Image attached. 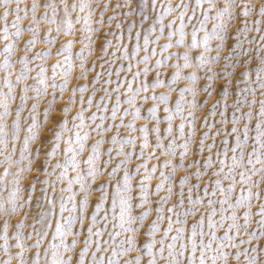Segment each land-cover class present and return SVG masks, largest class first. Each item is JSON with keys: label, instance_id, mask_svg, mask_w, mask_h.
I'll return each mask as SVG.
<instances>
[{"label": "snow or ice", "instance_id": "snow-or-ice-1", "mask_svg": "<svg viewBox=\"0 0 264 264\" xmlns=\"http://www.w3.org/2000/svg\"><path fill=\"white\" fill-rule=\"evenodd\" d=\"M0 73V264H264V0H0Z\"/></svg>", "mask_w": 264, "mask_h": 264}, {"label": "rangeland", "instance_id": "rangeland-1", "mask_svg": "<svg viewBox=\"0 0 264 264\" xmlns=\"http://www.w3.org/2000/svg\"><path fill=\"white\" fill-rule=\"evenodd\" d=\"M28 2L30 3V0H28ZM116 2H118V0H112V3H116ZM11 19H12V17L11 16H9V21H11ZM120 19L121 20H124V17H120ZM25 23H27V21H25ZM77 27H79V26H77ZM208 27L210 28L211 27V23H209V25H208ZM202 35V34H201ZM161 43H163V41H161ZM78 48H79V45H75L74 46V51H76V50H78ZM93 59H95L94 57H93ZM51 62H53L51 59L49 60V64L51 63ZM89 63L91 64V61H89ZM99 61H96V64H97V68H96V70L97 71H99L100 69H99ZM117 63H119V61H117ZM105 67H108V65H105ZM135 70V69H134ZM169 72L171 71L170 69L168 70ZM0 75H2V73H0ZM49 75H50V69H49ZM92 75H94V73H90L89 74V78H91V76ZM123 75V74H122ZM130 75V74H129ZM113 78H115V77H113ZM74 82V83H73ZM81 82V81H80ZM84 81H82L81 83H83ZM29 83H31V81H29ZM77 82H76V80L74 79L73 81H72V84H76ZM70 87H71V85H70ZM49 92H51L52 90L51 89H49L48 90ZM89 91H90V89H89ZM66 93V96H65V94H64V97H65V100L67 99V95H69V93H67V92H65ZM60 95V93L57 91V96H59ZM100 95V93L98 92L97 93V97ZM77 96H79V93L77 94ZM85 96H87V93H85ZM50 97H45L44 98V100H45V102H46V100L47 99H49ZM176 98V93H173V100ZM215 96L212 98V100H209L208 101V104H209V106L211 105V103L212 102H214V100H215ZM201 99H203V97H201ZM64 103V101H61V100H58L57 101V111L56 112H54L53 113V115H59V105H61V104H63ZM231 101H229V103H230ZM29 104H31V101H29ZM43 107H44V102H42V104H41V109L39 110L40 111V119L42 120L43 119ZM78 107V106H77ZM77 107H73L74 109H72V112L71 113H69V127H71V116L73 115V114H75V112L77 111ZM85 107H87V105H85ZM91 111H95V108H93V109H91L89 112H87V113H85V115H90V113H91ZM231 110H229V112H230ZM206 112H207V109H205V111L204 112H200V113H198V116H200L201 118L206 114ZM219 117H217V119H218ZM143 123V121H137V125L139 126L140 124H142ZM175 124H178L179 123V121L177 120V121H175L174 122ZM49 126H51V122H50V124H49ZM161 127L163 128L164 127V125H161ZM122 134H123V130H122ZM108 135H111V133H109ZM92 141H91V139L89 140V144L91 143ZM33 147H35V144H33ZM61 147H63V144H61ZM105 148L107 147V145H105L104 146ZM213 151H215V149L213 150ZM86 155V154H85ZM59 158H61V157H56V158H54V160L55 159H59ZM161 159H163V158H161ZM155 161H151L150 162V164L151 163H154ZM3 171V168H0V172H2ZM71 174V173H70ZM181 173H177V175L179 176ZM41 178H43V177H41ZM50 179H52V178H50ZM204 180H207V177H204L203 178ZM157 181L154 179L151 183H152V185H153V187H154V185H155V183H156ZM60 186L61 185H57V189H56V195L58 196L60 193H59V188H60ZM201 186L203 187V182H202V184H201ZM262 187H264V184H262L261 185ZM41 187V185H39V184H37V189H39ZM51 187H49V192L51 193ZM163 194V193H162ZM5 195H6V193H5ZM36 195H40V193H39V191H37V193H36ZM65 195H67L66 193H65ZM173 199H175V197H173ZM33 204H35V201H33ZM69 207H71V205L69 204ZM31 211H35V209L33 208ZM65 215H67V213H65ZM154 213L152 214V217L151 218H154ZM30 216H31V212H30ZM18 219H20V217H15V218H13V223L16 221V220H18ZM31 222V219L29 218V221H28V223H30ZM161 227H166V221L161 225ZM11 231H12V229H10V233L9 234H11ZM25 231H29V229H25Z\"/></svg>", "mask_w": 264, "mask_h": 264}, {"label": "bare ground", "instance_id": "bare-ground-1", "mask_svg": "<svg viewBox=\"0 0 264 264\" xmlns=\"http://www.w3.org/2000/svg\"><path fill=\"white\" fill-rule=\"evenodd\" d=\"M76 82H77V81H76ZM81 82H82V81H81ZM73 83H74V82H73ZM67 93H68V92H67ZM64 94H65V96H66V93H64ZM67 96H68V95H67ZM62 103H63V102H62ZM74 108H75V107H74ZM74 108H73V109H74Z\"/></svg>", "mask_w": 264, "mask_h": 264}]
</instances>
